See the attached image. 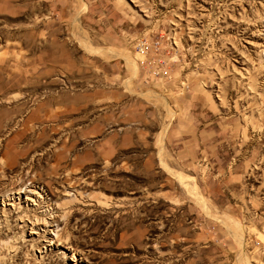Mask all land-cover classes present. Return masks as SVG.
<instances>
[{
	"label": "rangeland",
	"instance_id": "374dc122",
	"mask_svg": "<svg viewBox=\"0 0 264 264\" xmlns=\"http://www.w3.org/2000/svg\"><path fill=\"white\" fill-rule=\"evenodd\" d=\"M73 251L264 264V0H0V264Z\"/></svg>",
	"mask_w": 264,
	"mask_h": 264
},
{
	"label": "bare ground",
	"instance_id": "6f19581e",
	"mask_svg": "<svg viewBox=\"0 0 264 264\" xmlns=\"http://www.w3.org/2000/svg\"><path fill=\"white\" fill-rule=\"evenodd\" d=\"M20 193H25V195L27 196L26 203L27 204L30 203L33 207L31 209L32 214L30 215V217L29 216L28 217H23V216L21 217L22 220H20V221L23 223L24 228H28V230L34 231V230L42 229L44 227V228H46L45 229L46 231H44V232H47L50 235H53V230H51L49 228V227H52L51 224L53 221H50V219L47 217V214H46L47 211L49 210V207H47L46 205L42 206V202L40 201V199L42 198L41 197L42 195L39 194L40 195L39 196L38 193L34 189H31V190H28L25 192L20 191L16 194L18 195ZM14 199H15L14 195H8L2 199V202L5 203V201H12ZM43 203H45V202H43ZM47 208H48V210H47ZM39 210H40V212H38ZM54 213H56V212L53 211L52 213H50V215H52ZM27 215H29V214H27ZM55 215H52V216H55ZM51 219H53V217ZM29 224H31V227ZM31 234H33V232ZM51 242H52V240H51ZM71 260H72L73 264H87V260L83 259L80 256V253H78L76 251L72 252Z\"/></svg>",
	"mask_w": 264,
	"mask_h": 264
}]
</instances>
